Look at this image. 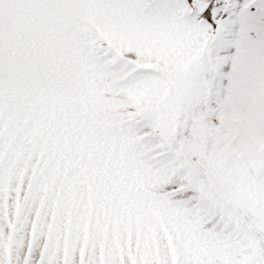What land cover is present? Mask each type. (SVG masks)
Segmentation results:
<instances>
[{
    "label": "snow or ice",
    "instance_id": "6c2138e0",
    "mask_svg": "<svg viewBox=\"0 0 264 264\" xmlns=\"http://www.w3.org/2000/svg\"><path fill=\"white\" fill-rule=\"evenodd\" d=\"M0 264H264V0H0Z\"/></svg>",
    "mask_w": 264,
    "mask_h": 264
}]
</instances>
